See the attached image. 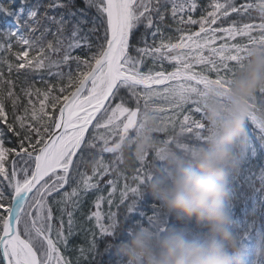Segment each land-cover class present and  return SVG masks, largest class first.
Wrapping results in <instances>:
<instances>
[{"label":"snow or ice","instance_id":"obj_1","mask_svg":"<svg viewBox=\"0 0 264 264\" xmlns=\"http://www.w3.org/2000/svg\"><path fill=\"white\" fill-rule=\"evenodd\" d=\"M252 49L264 0H0V264H125L118 246L145 226L202 237L147 185L168 171L163 149L206 142L208 103L225 104ZM248 104L229 210L264 264V88ZM152 116L160 150L125 168Z\"/></svg>","mask_w":264,"mask_h":264},{"label":"clouds","instance_id":"obj_2","mask_svg":"<svg viewBox=\"0 0 264 264\" xmlns=\"http://www.w3.org/2000/svg\"><path fill=\"white\" fill-rule=\"evenodd\" d=\"M264 88V51L252 49L245 69L238 73L222 105L210 100L207 119L212 134L203 144L185 154L163 149L167 173H156L146 191L163 208L185 224L195 222L205 229L193 238L179 227L157 235L138 228L118 246L125 264H248V256L233 231L229 206L231 180L246 148L245 125L250 115L249 99ZM226 105V106H225ZM154 116L144 117L136 135L125 146L124 167L149 152L160 150ZM252 255L264 259V237H257Z\"/></svg>","mask_w":264,"mask_h":264},{"label":"trees","instance_id":"obj_3","mask_svg":"<svg viewBox=\"0 0 264 264\" xmlns=\"http://www.w3.org/2000/svg\"><path fill=\"white\" fill-rule=\"evenodd\" d=\"M252 165H253V172L258 174L260 169L264 167V156H261L260 153L258 152L257 157L252 158ZM237 212L239 214V206Z\"/></svg>","mask_w":264,"mask_h":264}]
</instances>
